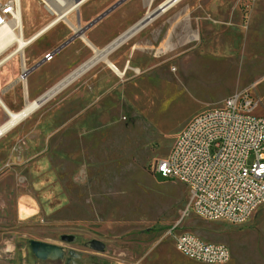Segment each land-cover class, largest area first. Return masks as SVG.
<instances>
[{
  "label": "rangeland",
  "instance_id": "1",
  "mask_svg": "<svg viewBox=\"0 0 264 264\" xmlns=\"http://www.w3.org/2000/svg\"><path fill=\"white\" fill-rule=\"evenodd\" d=\"M108 1L83 5L81 34L61 24L14 60L55 50L43 69L70 76L95 56L83 37L106 47L89 30ZM194 1L193 28L179 27L168 44L136 54L139 75L119 77L104 63L117 77L92 96L82 83L107 72L96 65L0 137V264H200L166 237L174 225L228 246V264H264V208L242 224L205 221L191 210L185 184L151 170L193 118L234 91L248 90L264 114V0ZM22 11L27 39L49 21L38 0H23ZM10 62L1 70L21 71ZM20 81L25 86L27 77ZM31 242L59 255L38 258Z\"/></svg>",
  "mask_w": 264,
  "mask_h": 264
},
{
  "label": "built area",
  "instance_id": "2",
  "mask_svg": "<svg viewBox=\"0 0 264 264\" xmlns=\"http://www.w3.org/2000/svg\"><path fill=\"white\" fill-rule=\"evenodd\" d=\"M86 0H38L49 17L44 29L57 24L77 27L70 17ZM176 0H170L175 2ZM166 6V5H165ZM23 0H0V31L23 33ZM54 54L45 56L50 62ZM28 70L22 76H27ZM248 90L236 91L220 107L208 109L181 131L165 159L152 165L153 175L185 184L190 208L209 222L242 224L264 208V114ZM166 237L176 251L200 264H228L231 251L174 225Z\"/></svg>",
  "mask_w": 264,
  "mask_h": 264
},
{
  "label": "crops",
  "instance_id": "3",
  "mask_svg": "<svg viewBox=\"0 0 264 264\" xmlns=\"http://www.w3.org/2000/svg\"><path fill=\"white\" fill-rule=\"evenodd\" d=\"M121 1L123 0H109L108 2H106L110 4L109 7L106 8L105 10L100 9L96 13L95 17L92 18V20L96 21L100 16H102L108 10L119 4ZM169 1L170 0H126L123 3H121L118 7H116L112 12L106 15L103 19H101L95 25H93L89 30L90 34L93 37H95V39H99V40L104 39L106 41V47L102 48V50H100L101 48L98 49L96 47L98 50L105 51L108 47L116 44L106 51L109 56V54H111L113 51L117 50L118 48L117 51H115L110 55V59L107 56V62L101 60L94 66L105 63L108 66L113 65L120 72L124 73L125 74L124 77L126 76V73L128 74L131 71L139 75L138 72L141 73V69H144V67L141 65L133 64L132 61L136 54L149 53L148 49L154 47L156 43H161V45L168 44L170 36H172L174 32H177V29L179 27L185 29H192L194 26V13L196 11V8H194L193 6L195 1L176 0L173 3L170 2V4H166L169 3ZM202 2H203L202 0L197 1L198 4H201ZM82 7L80 8L79 13L73 14L70 17V22L73 25H77L81 27V25L83 24V20L81 17ZM155 11L157 12L151 16V14ZM149 16L151 17L143 24L142 27L133 30L137 25H139ZM72 17H74L73 18L74 20H72ZM45 25H43L42 28H44ZM60 25L61 24H57L55 25V27L53 26L54 28L50 29L49 32L53 29L58 28ZM65 26L68 29L74 30L76 33L79 34L82 33V29L79 28L72 29V27H69L67 25ZM38 32H36L34 35L31 36L32 40L34 39L36 40L39 38V37L38 38L35 37V35ZM85 39L86 40L84 41L87 44L88 43L91 44V42L86 37ZM125 46H130V47L128 51L129 53L128 58H126L125 61L123 62L119 59V56L123 53V49ZM50 53L54 54V58L52 60L53 62L55 58L59 56V54H57L55 50L43 55L41 59L28 57V62L25 63V66L28 67L25 71L23 70L24 62H22L21 60L19 61L18 64V62L16 61L17 59L10 62L11 65L9 68H15L16 70L18 68H21L20 69L21 71L14 72L13 70H7L6 68L1 70L3 66L0 68V99L3 102L5 101V104L9 109L13 110L14 112H20L24 110L28 102H36L37 100L41 99L45 94H47L49 91H51L54 87L59 86V91H61L63 88L71 84L77 78L76 79L74 78L73 80L70 81L68 79H71L73 75H75V72L77 70L87 66V64L90 63L91 60L95 57L94 56L85 65L75 70L70 76L68 75L67 77H65V76H61V73L60 74L58 73L59 75L58 74L56 75L52 72H48L43 69L45 68V66L48 65V63L44 62V58L46 55ZM37 65H39L37 67L38 70L37 68L34 69V67H36ZM108 66L106 65L104 66V68L107 71L105 72L106 76L98 72L95 75L89 77L88 80L82 83L83 85L89 86L91 88L92 96L99 94L100 92H102V90L108 89L109 86L108 80L112 79L116 74L112 70L115 73L114 74L109 69ZM27 70H28L26 76L27 83L24 86L21 83L20 79L23 80L22 75ZM36 70L38 71V73ZM67 80L68 82L66 84H63ZM52 83L54 84L50 86ZM59 91H57V93ZM73 93L76 92L73 91ZM232 94H229V96ZM4 113L5 112L0 105V127L4 123L2 122L4 118L3 115ZM44 123L45 120H43L42 124Z\"/></svg>",
  "mask_w": 264,
  "mask_h": 264
},
{
  "label": "bare ground",
  "instance_id": "4",
  "mask_svg": "<svg viewBox=\"0 0 264 264\" xmlns=\"http://www.w3.org/2000/svg\"><path fill=\"white\" fill-rule=\"evenodd\" d=\"M89 0H86L84 2V4L86 2H88ZM82 7V6H81ZM22 26L23 29H25L24 26V16H23V11H22ZM55 27V26H54ZM52 27V28H54ZM50 28V29H52ZM81 29L80 26L77 27H72V29ZM50 29H44L42 28L36 35L35 37H39L38 39H34L32 40L31 37L30 38H25V34H24V30L22 34H18L16 32L13 31V29L7 28V29H3L2 31H0V57L6 53L12 46L15 45V48L9 52L2 60H0V68L2 66H4L7 62L9 61H13L17 55H22L23 56V52L24 50L33 43H36L37 41H39L45 34H47L49 32ZM84 40L85 37H84ZM91 48L95 51V57L91 60L90 63L87 64V66H85L82 69H79L75 72V75H73V77L70 80H73L74 78H78L80 77L84 72H86L88 69H90L91 67H93L95 64H97L98 62H100L101 60L106 61L107 62V56L108 53L106 52L109 48H111L112 46L116 45H112L110 47H108L105 51H100L97 48H95L94 46H92L90 43H88ZM120 44V43H119ZM118 47V46H117ZM116 47V48H117ZM115 48V49H116ZM114 50V49H113ZM105 52V53H104ZM18 58V57H17ZM24 62V66H23V70L25 71L27 69V67L25 66V63L27 62L25 57L22 58ZM109 67L116 73V75H118L119 77H124V73L120 72L118 69H116L113 65H109ZM23 80L25 78V76H22ZM67 81H65L63 84H66ZM57 91H59V86L55 87L51 93L49 94V96H51L49 99H51L54 95H56ZM0 105L2 107V109L5 111V113L8 115L9 117V121L2 125L0 127V137H2L3 135H5L12 126H14L15 123H17L19 120H21L23 117H25L27 114H29L32 110H34L35 108H38L36 106V103H27L26 107L24 108V110L20 111V112H14L13 110L9 109L6 104L5 101H1L0 99Z\"/></svg>",
  "mask_w": 264,
  "mask_h": 264
},
{
  "label": "water",
  "instance_id": "5",
  "mask_svg": "<svg viewBox=\"0 0 264 264\" xmlns=\"http://www.w3.org/2000/svg\"><path fill=\"white\" fill-rule=\"evenodd\" d=\"M80 0H77V2H79ZM124 1L126 0H123L121 1L119 4H117L116 6H114L113 8H111L110 10H108L106 13H104L102 16H100L96 21H94L90 27H92L93 25H95L98 21H100L101 19H103L106 15H108L110 12H112L116 7H118L121 3H123ZM157 11L153 12L151 14V16L153 14H155ZM147 17L144 21H142L139 25H137L133 30H136L140 27L143 26V24L151 17ZM89 27V28H90ZM85 32V31H84ZM83 32V33H84ZM77 37H80V35H76L75 37H73L72 39H70L69 41H67L62 47H66L68 44H70L73 40H75ZM55 88V87H54ZM53 88V89H54ZM52 89V90H53ZM51 90V91H52ZM51 91H49L47 94H45L41 99L37 100L35 103H36V106L37 107H40L42 106L45 102H47L49 100V98L51 96H49V94L51 93ZM30 247L33 251V253L38 257V258H41V259H47L48 257H50L51 255L52 256H58L59 255V250L56 249L55 247H52V246H48L46 244H42V243H37V242H31L30 243Z\"/></svg>",
  "mask_w": 264,
  "mask_h": 264
}]
</instances>
